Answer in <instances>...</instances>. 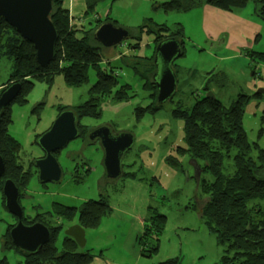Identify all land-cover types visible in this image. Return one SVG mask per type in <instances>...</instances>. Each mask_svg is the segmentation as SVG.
<instances>
[{
	"label": "rangeland",
	"instance_id": "rangeland-1",
	"mask_svg": "<svg viewBox=\"0 0 264 264\" xmlns=\"http://www.w3.org/2000/svg\"><path fill=\"white\" fill-rule=\"evenodd\" d=\"M167 1L97 0L93 8L86 0L62 2L74 22L85 30L98 25L96 17L102 21L108 17L113 25L130 32L120 46L102 50L101 56L110 59L100 63L102 70L111 67L117 76L112 98L119 92L128 99L90 102L89 89L97 80L95 69L90 67L87 83L79 88L69 87L61 75H54L49 82L31 80L27 102L22 106L13 102L9 107L7 132L20 144L17 160L25 169L40 156L35 137L46 132L66 109L86 106L87 115L78 119L83 127L111 125L116 131L134 135L133 146L121 159L122 176L118 180L105 178L101 153L93 146L78 159L71 156L73 163L64 159V152L79 148L78 141L73 140L59 161V183L41 184L34 171L31 182L21 191L23 216L30 221L41 219L42 214L50 218L47 213H51L53 203L78 209L85 201L106 198L109 214L100 219L98 227L84 231L85 246L79 249L92 255L88 264H157L172 258H178L179 264H221L222 248L209 233L197 207L205 198L198 184L209 175L198 172L195 161L182 153L186 148L183 121L172 114L176 107L189 111L194 97L206 93L202 89L207 80L208 90L224 106L240 95L248 97L242 125L248 142L264 148V95L254 96L257 90H264V61L257 56L264 55V19L255 13L254 1L247 0L243 8L230 13L205 5L175 12L164 9ZM161 24L170 33L180 28L183 55L173 62L175 94L153 111L150 106L157 107L156 94L152 98L153 90H145L143 81L115 54L150 56L155 47L153 30ZM10 69L11 62L2 58L0 85ZM137 109L144 110L138 121ZM149 207L164 217L157 235L145 231L151 223ZM51 220L62 227L56 238L59 249L63 232L76 220L67 222L53 216ZM13 221L0 195V260L5 257L8 264H23L17 252L2 248V236Z\"/></svg>",
	"mask_w": 264,
	"mask_h": 264
},
{
	"label": "trees",
	"instance_id": "trees-1",
	"mask_svg": "<svg viewBox=\"0 0 264 264\" xmlns=\"http://www.w3.org/2000/svg\"><path fill=\"white\" fill-rule=\"evenodd\" d=\"M253 1L255 13L264 19V0ZM62 2L63 0H52L50 17L57 33V40L53 59L44 68L37 64L32 45L4 21H0V60L4 58L11 62L10 74L0 85V95L11 84L18 83L21 89L13 102L22 106L27 102L26 96L32 85L31 80L49 82L54 75H61L69 87L79 88L87 83L86 71L91 67L96 71L97 80L89 89L90 102L96 104L98 100L108 98L113 101L128 99L119 92L112 98V87L117 81V76L111 67L109 70L100 68L102 60L109 61L110 58L101 56L105 48L97 45L92 38L93 30L101 23L110 22V19L105 17L102 21L96 17L95 22L98 25L94 29L85 30L74 22V18L62 6ZM96 2L97 0H86L89 8H93ZM246 2L247 0H169L163 3V7L165 10L179 12L205 5L230 13L234 9L243 8ZM153 31L155 45L166 38L175 37L181 43L183 55V42L179 38L180 28L170 33L168 27L161 24L156 25ZM115 55L143 81L145 90H153L151 96L153 98L156 94L153 78L156 72L153 63L154 51L148 57L121 53ZM257 56L260 61H264L263 54ZM208 84L209 80L202 89L203 92L209 91ZM194 98L195 102L189 111L176 107L172 114L183 121L186 148L182 153H186L195 161L198 172L209 175L208 180L202 179L198 184L205 196L197 203L199 216L209 233L215 236L217 245L222 248L221 264H264V148L248 142L242 125L244 106L248 102V97L240 95L229 106H224L216 98L208 99L205 94ZM10 105L4 109L0 125V156L5 166L4 175L0 179L3 206L4 198L1 192L3 181L11 179L14 182L18 188L20 204L21 191L27 188L35 171L33 162L27 169L18 163L20 144L8 134L6 128L11 122ZM152 106L150 107L153 111L160 109L158 106ZM84 109L85 105L69 110L75 112L78 120L87 115ZM143 111L137 109V121ZM38 137H35V142ZM129 175L133 177V174ZM148 210L151 223L148 227L144 226L146 234L157 235L164 225V217L158 214L155 208L149 207ZM109 212L107 200L102 196L97 200L83 202L78 209L53 203L51 213H47L50 217L48 219L44 214L41 219L33 221L23 216L22 221L25 225L40 222L50 231L49 241L33 255L23 253L13 246L9 231L16 220L12 216L14 221L7 225L2 236V248L4 251L13 249L17 252L22 257L23 264H88L92 260V255L89 251H80L70 238L64 236L60 248H57L56 238L62 227L54 225L51 217L67 222L75 219L76 224L85 231L98 227L100 219ZM0 264H8L5 257L0 260ZM157 264H179V259H167Z\"/></svg>",
	"mask_w": 264,
	"mask_h": 264
},
{
	"label": "water",
	"instance_id": "water-1",
	"mask_svg": "<svg viewBox=\"0 0 264 264\" xmlns=\"http://www.w3.org/2000/svg\"><path fill=\"white\" fill-rule=\"evenodd\" d=\"M52 8V0H0V21H4L22 39L32 45L37 64L41 68L52 61L57 40V33L50 17ZM129 37L128 30L110 22L99 24L92 33L94 42L105 49L120 46ZM181 55V43L175 37L166 38L154 47L153 63L156 72L153 78L156 91L155 102L158 107L170 100L176 92L177 77L173 62ZM20 89V84L14 83L1 93L0 125L4 109L15 100ZM256 94L264 95V90L259 89ZM205 97L215 98L210 91L205 93ZM77 137V118L74 112L69 109L61 111L50 128L36 140V145L44 154L43 158L33 161L39 183H59L62 178V169L54 153L64 149ZM90 138L100 141L105 178L109 181L118 180L122 176L121 159L133 146L134 135L127 131H109L108 126H100L95 129ZM194 166L197 168L195 162ZM4 172L5 166L0 156V179ZM1 192L5 210L16 220L9 231L13 246L26 254L37 253L50 239L48 227L40 222L31 225L23 223L18 188L11 179L3 181ZM63 234L73 240L79 249L84 248L85 232L78 224L70 226Z\"/></svg>",
	"mask_w": 264,
	"mask_h": 264
},
{
	"label": "flooded vegetation",
	"instance_id": "flooded-vegetation-1",
	"mask_svg": "<svg viewBox=\"0 0 264 264\" xmlns=\"http://www.w3.org/2000/svg\"><path fill=\"white\" fill-rule=\"evenodd\" d=\"M170 38V37H169ZM74 114H75V112H74ZM75 116H76V114H75ZM76 118H77V116H76ZM102 126H108V128H109V131H115V132H120V131H116L114 128H112L111 127V125H102ZM100 127V126H99ZM98 127H93V129H89L88 127H83V126H81V125H79V123H78V120H77V131H78V137L74 140V141H78L77 143H79V148L78 149H76L74 152H70L71 150H67L66 152H64L65 151V149L67 148V146L70 144V143H72V142H69L68 144H67V146L64 148V149H62V150H60V151H56L55 153H54V157L57 159V161H58V163H59V161H60V158H61V156H62V154H63V152H64V155H63V158L64 159H66V160H68V161H71L72 163H73V157H71V156H76V159H78L79 158V156L80 155H82V152L86 149V148H88V147H90V146H93V148H95V150L96 151H98V152H100L101 153V156H102V158H103V151H102V148H101V146H100V144H99V140L98 139H91L90 138V136L92 135V133L95 131V129H97ZM35 144H36V142H35ZM38 147V146H37ZM40 150V149H39ZM125 155V154H124ZM44 157V154H43V152L40 150V156H39V158L38 159H41V158H43ZM75 162V161H74ZM85 164L87 165V162H85ZM59 165H60V163H59ZM61 167V166H60ZM73 170V172L74 171H76V169H77V166L75 165V167H73L72 168ZM36 171V170H35ZM36 175H37V172H36ZM29 225H31V224H29Z\"/></svg>",
	"mask_w": 264,
	"mask_h": 264
},
{
	"label": "crops",
	"instance_id": "crops-1",
	"mask_svg": "<svg viewBox=\"0 0 264 264\" xmlns=\"http://www.w3.org/2000/svg\"><path fill=\"white\" fill-rule=\"evenodd\" d=\"M207 9H211L210 7H207ZM213 9V8H212ZM218 11V10H217ZM220 12H222V11H220ZM241 45H243V44H241ZM244 45H247V43L245 42V44ZM118 57V56H117ZM76 224V223H75Z\"/></svg>",
	"mask_w": 264,
	"mask_h": 264
}]
</instances>
